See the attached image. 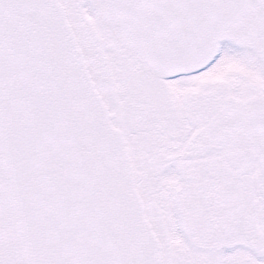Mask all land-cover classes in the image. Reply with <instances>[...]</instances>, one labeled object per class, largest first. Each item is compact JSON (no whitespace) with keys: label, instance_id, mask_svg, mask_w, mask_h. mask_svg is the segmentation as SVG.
I'll return each mask as SVG.
<instances>
[{"label":"snow or ice","instance_id":"6c2138e0","mask_svg":"<svg viewBox=\"0 0 264 264\" xmlns=\"http://www.w3.org/2000/svg\"><path fill=\"white\" fill-rule=\"evenodd\" d=\"M0 264H264V0H0Z\"/></svg>","mask_w":264,"mask_h":264}]
</instances>
